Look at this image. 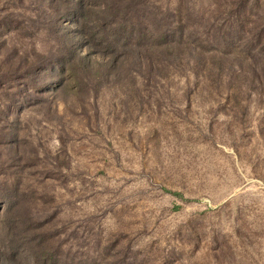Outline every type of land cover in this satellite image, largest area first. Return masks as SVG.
<instances>
[{
  "label": "rangeland",
  "instance_id": "rangeland-1",
  "mask_svg": "<svg viewBox=\"0 0 264 264\" xmlns=\"http://www.w3.org/2000/svg\"><path fill=\"white\" fill-rule=\"evenodd\" d=\"M79 1L0 0V264H264V0H85L121 84Z\"/></svg>",
  "mask_w": 264,
  "mask_h": 264
},
{
  "label": "trees",
  "instance_id": "trees-1",
  "mask_svg": "<svg viewBox=\"0 0 264 264\" xmlns=\"http://www.w3.org/2000/svg\"><path fill=\"white\" fill-rule=\"evenodd\" d=\"M88 4L89 3H86L85 0H80L79 5H78V8L82 9V12H81L82 18L85 19L86 27H87L88 32H89V35L86 34L87 38H88L87 45L91 46L93 48H96L99 53H103L104 55L109 56L110 59L108 60L107 65L105 66L106 69H100V70H102L106 73L105 78H108V77H111L112 75H114L117 79V82L119 84H121L122 81L119 80L120 71L117 67V65H118L117 63L120 60V58H122V56H124L125 53L128 52V48L131 46V44L127 42L129 39L124 41L123 35L121 36L122 37L121 39L115 37L112 30L109 27V19H111V17L114 16L115 5H111V7L107 5V6H105L104 11H99L96 9V12H94V9H88L87 10ZM92 5L94 7L102 6V4L100 6H98L96 4H92ZM78 14L79 13H76L74 16H77ZM112 23L117 24L116 16L113 17ZM12 29H16V27L14 26ZM120 33H121V31H120ZM140 39H141V37L139 36L137 43L134 44L136 46V48H142L141 45L138 43ZM157 47L159 49L163 50L162 51L163 55H166V52H168L167 53L168 57L179 58L180 52L178 51L179 49L176 45H172V44H168L166 42L165 43L162 42V43L157 44ZM146 48H148V47H146ZM121 49L122 50L126 49V51H121ZM177 51H178V53H177ZM211 53H214V58H213L212 64L210 66L206 67V73H207L206 80H208V82H210V84L215 86V85H218V83H222L224 80L223 79V73H224L223 71L225 70L226 61H227V58L229 57V54L227 53V54L222 56V55L217 54L215 52H211ZM88 57L89 56L79 55V54L75 56V54H70V52L68 54V60L71 63L70 71L72 73V77L75 78L76 85L78 87L80 85L79 73L81 71L78 68V64L89 65L90 64V58H88ZM216 58H218V60H216ZM68 60L64 64V67H63L64 71L68 70V67H67ZM76 60H77V62L75 63ZM152 66L158 67V66H160V64L154 63V64H152ZM237 75L239 78H235L236 81H238V79L243 77V70H239ZM127 77L129 78L130 75ZM134 80H133V84L135 85ZM237 83L240 86L238 88H235L234 91L241 90L242 84H240V82H237ZM239 94H240V92H239ZM237 95H238V93H237Z\"/></svg>",
  "mask_w": 264,
  "mask_h": 264
}]
</instances>
